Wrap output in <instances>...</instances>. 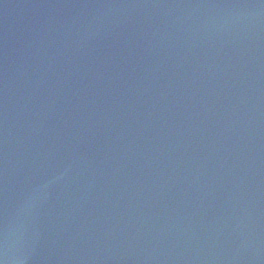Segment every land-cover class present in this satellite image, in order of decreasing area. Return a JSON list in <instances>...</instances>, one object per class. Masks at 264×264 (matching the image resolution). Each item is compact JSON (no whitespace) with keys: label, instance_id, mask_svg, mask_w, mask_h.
I'll return each mask as SVG.
<instances>
[{"label":"snow or ice","instance_id":"6c2138e0","mask_svg":"<svg viewBox=\"0 0 264 264\" xmlns=\"http://www.w3.org/2000/svg\"><path fill=\"white\" fill-rule=\"evenodd\" d=\"M0 264H2V262H0Z\"/></svg>","mask_w":264,"mask_h":264}]
</instances>
